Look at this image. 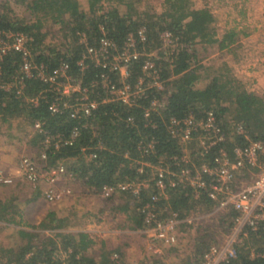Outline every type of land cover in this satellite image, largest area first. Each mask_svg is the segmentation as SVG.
<instances>
[{
    "label": "trees",
    "instance_id": "obj_1",
    "mask_svg": "<svg viewBox=\"0 0 264 264\" xmlns=\"http://www.w3.org/2000/svg\"><path fill=\"white\" fill-rule=\"evenodd\" d=\"M104 1L86 0L83 4L81 0H0V31L27 34L30 36L31 56L37 64L51 69L65 60L69 64V73L81 77L86 83L96 76L97 67L88 57L86 68L80 71L77 59L83 45L77 32H85L92 41L100 35L99 25L102 24L107 35L117 46H122L129 32L135 33L143 26L145 38L137 46L143 54L150 53L161 87L146 84L145 94L131 105L117 101L100 102L87 116L71 117L65 110L52 113L47 107L54 95L51 91L46 90V99H39L37 104L30 102L32 95L46 87L39 79L24 77L23 91L16 92L20 52L10 48L0 52V121L21 118L31 127L39 121L46 132L31 128L25 140L29 150L36 149L31 157L47 167L62 164L65 175L84 187L80 190L82 193L98 195L106 184L149 179V186L141 188L138 195L119 190L105 198V208L116 221L114 225L137 230L144 226L139 206L151 202L150 196L156 190L152 180L153 168L143 165L139 170L137 159L152 164L161 160L173 169L175 166L170 156L180 153L181 144L166 128L167 118L189 113L201 117L213 109L224 133L221 144L231 152L235 145L244 144L249 139L264 142V91L248 88L225 60H221L218 67L207 61L232 50L230 43L235 39L233 32L224 30L218 33L211 25L212 12L208 6H195L192 0H165L167 8L149 11L137 7L136 2L141 0H108L105 9ZM163 30L172 33L173 48L163 43ZM48 38L56 40L51 42ZM127 69V79L134 83L142 74L141 61L130 62ZM114 77V74L110 75L111 80ZM3 84H9V87ZM103 91L94 87L91 95L99 99ZM152 98L158 100L154 107L150 106ZM147 107L150 108L145 115ZM130 116L131 120L128 119ZM239 123L245 133L237 131ZM74 128L77 134L71 143L59 142L55 146L54 141L60 136L70 138ZM46 134L50 136L49 141L45 140ZM148 138L155 140L154 150L142 153L138 143ZM188 149L196 162L205 159L194 140ZM261 164L264 165V154ZM254 171L256 168H243L239 171V178L250 180ZM165 193L154 201L161 217L170 210L177 211L179 216L195 209L208 212L215 205L206 193L194 196L189 186H169ZM34 198L20 201L17 195L0 197V264H112L110 255L113 251L120 254L123 264H129L123 251L107 248L98 236L94 239L88 237L81 230L83 215L70 219L71 214L75 217L71 208L65 213L48 208L38 222L27 221L22 202ZM230 213L233 211L222 213L216 223L204 225L193 238L191 250L180 256L178 264H203L204 250L219 241L221 232H227L225 222ZM98 243L96 251L94 244ZM60 250L66 252L63 258L56 255ZM177 250V244L164 248L166 254ZM252 250L258 255H251ZM160 259L151 256L135 264L166 263ZM225 264H264L262 231L250 232L244 242L236 245L235 255Z\"/></svg>",
    "mask_w": 264,
    "mask_h": 264
},
{
    "label": "built area",
    "instance_id": "obj_2",
    "mask_svg": "<svg viewBox=\"0 0 264 264\" xmlns=\"http://www.w3.org/2000/svg\"><path fill=\"white\" fill-rule=\"evenodd\" d=\"M100 35L90 41L85 32H77L78 40L83 45L81 56L77 64L81 72L87 66L86 58L94 62L97 67L96 76L83 82L81 77H73L69 73V64L61 60L56 66L47 69L43 64H37L31 56L29 43L30 36L25 33L1 32L0 52L12 48L20 52V64L17 76L19 86L16 92L23 91V78L35 77L45 84V88L30 97V102L37 104L39 99H46V90L54 95L48 102L50 112L66 111L71 117L90 115L100 102L117 101L122 104H134L137 99L145 94L146 84L161 87L160 77L154 60L138 48L137 43L144 40L145 28L139 27L137 31L129 32L123 40L122 46H117L106 32L105 27L99 25ZM161 38L165 45L174 47L173 35L169 30L161 32ZM135 60L141 61L142 74L134 83L128 81L129 71L127 65ZM114 74V79L110 75ZM6 88L9 84H3ZM94 87H100L104 91L101 97L91 95ZM158 102L152 98L150 106L154 107ZM150 107L145 108L144 114H148ZM129 120L132 117H128ZM166 128L169 134L176 137L181 144L180 153L170 156L175 168L165 165L163 161L152 164L144 159H137L138 169L143 165L153 168V186L156 190L151 194L150 201L139 206L143 214L144 226L137 229L143 234L145 247L160 256L161 245L163 248L178 244L180 236L184 234L183 227L194 224L201 214L216 212V219L222 213L233 211L225 222L227 232L219 234V241L211 243L202 253L203 264H225L236 253V245L244 242L249 233L261 230L264 234V165L261 164V156L264 154V142L261 139H249L244 144L235 145L231 152L221 144L224 133L213 109L206 111L204 116L198 117L193 113L183 116L170 115L166 120ZM32 129L45 133L42 124L35 121ZM238 132L246 130L241 123L236 126ZM77 134L74 128L70 138L58 136L54 141L55 146L59 142L71 143L72 137ZM46 134L45 140L49 141ZM196 142V147L203 154L201 161L196 162L188 149L191 141ZM153 138L140 140L138 149L142 153L154 150ZM212 151V154L207 156ZM44 157V154H41ZM207 156V157H206ZM19 173L36 187L40 182L45 183L42 192L46 200L55 201L62 196V191L57 189L55 182L66 171L62 164L47 167L39 164L31 155H22L18 160ZM243 168H256L252 172L254 177L247 180L239 178V171ZM239 178V179H238ZM12 177L0 170V183H9ZM150 180H128L117 184H106L100 189L99 195L107 198L119 190H128L138 195L141 188H147ZM182 185L193 189L194 196L206 193L215 203L208 212L199 209L187 211L179 216L177 211L170 210L165 216H160L154 201L164 196L165 189L169 186ZM194 214H197L195 216ZM192 244L189 246L191 250ZM57 256L63 258L65 251L60 250ZM251 255H258L253 250ZM152 256V255H150ZM112 264H123L120 254L113 251L110 255ZM45 264V263H41Z\"/></svg>",
    "mask_w": 264,
    "mask_h": 264
},
{
    "label": "crops",
    "instance_id": "obj_3",
    "mask_svg": "<svg viewBox=\"0 0 264 264\" xmlns=\"http://www.w3.org/2000/svg\"><path fill=\"white\" fill-rule=\"evenodd\" d=\"M217 1L220 3L218 4ZM208 7L210 8V5ZM215 7H226L225 12L228 13L226 22L230 24L229 26L226 25L227 27L223 28L215 26L217 30L219 29L218 33L225 30L231 31L235 35V39H233L230 43L232 46V48L230 47L232 50L229 51L230 67L237 76H240V78L243 79V82H245V85L248 88L264 91V0H216ZM222 52L223 51L219 54ZM4 163H7V161L4 162L0 158V164ZM15 178L16 180L12 183H0V197H2L4 188L45 187V183L43 182H40L36 187L32 186V183L20 173L16 174ZM73 181V178L66 175H61V177L57 179L55 182L57 186L59 183L63 184L62 188H60L62 196L51 204L49 202L46 203L47 201L43 198V196H39L37 194L38 191L33 190V194L36 196L30 201L27 211H25L26 207L24 208V218L26 217L29 220L32 218V221L38 222L48 209L41 208L40 206L35 208L36 205H41L42 203L50 204L52 209L57 211L59 210L62 213L67 212L68 209L71 208L75 212V217L71 214L70 219L73 220L80 217L81 214L83 215L81 230L87 233L88 237L94 239L98 236L97 238L102 240L107 248L113 247L114 249H119L120 251H123L125 257V244L130 242L129 239L132 235L135 234L136 237L139 238V242L144 243L145 239L143 234L138 230L122 227L119 228L114 225V222L116 221H113L112 216L109 215L108 209L105 208L107 206L105 202L104 205L96 202L98 203L96 206L91 207V205H89L88 209L86 205L78 199V196L82 194L80 190L81 188L84 189V187L80 185L79 188H76L75 185H72ZM6 185H9V187H6ZM30 192L31 189L29 194ZM33 194L31 197H33ZM96 196H99V194ZM34 208L36 209L35 217H30L29 210L33 211ZM121 216L124 215L122 214ZM73 229L77 230V228ZM139 235H141V237H139ZM121 238H123L122 241H126V243L122 244L123 242L121 241ZM98 245L99 243L97 245L94 244L96 251ZM139 254L141 255L143 253L139 252ZM125 261L129 264L138 262L129 260L128 257L125 258Z\"/></svg>",
    "mask_w": 264,
    "mask_h": 264
},
{
    "label": "rangeland",
    "instance_id": "obj_4",
    "mask_svg": "<svg viewBox=\"0 0 264 264\" xmlns=\"http://www.w3.org/2000/svg\"><path fill=\"white\" fill-rule=\"evenodd\" d=\"M127 1H136V0H127ZM192 1H193L195 6H209L210 5L211 12H212L211 25L219 26L220 28L227 27L226 25H228V26L230 25L228 22H226V18H228V13L225 12L226 7L216 8L215 7L216 0H192ZM81 2L83 4H85L86 0H81ZM104 2H105V9H107L108 0H105ZM217 3L219 4L220 2L217 1ZM136 5L140 9H146L149 11L164 10L165 8L168 7L165 0H141V1H137ZM218 7H220V6H218ZM21 12H23V9ZM26 13L27 12L24 11V14H26ZM44 28H47V27L44 26ZM55 40L56 39H54V38L53 39L48 38V41H51V42L55 41ZM229 55H230V52L227 51L226 53H223L222 57L221 56L215 57V58L211 57V58H208L207 61L211 62L213 64V66L215 65L216 67H218L221 64L220 61L225 60L228 63V65L230 66ZM231 70H232V68H231ZM238 77L240 78V76H238ZM240 79H242V78H240ZM242 81H243V79H242ZM31 128L32 127L29 126L27 124V122H25L21 118H15L10 122H1L0 121V139H1V142H0V158L4 162L7 161V163L0 164V170L3 171L5 174L12 177V181L9 183L14 182L16 180V178H15L16 174H18L20 172L19 168L16 167L18 164L17 161L19 160L20 156L32 155V152L36 150V149L29 150L25 146L26 136H27V133H29L31 131ZM16 170H18V171H16ZM72 183H73L72 185H75L76 188L80 187V184L78 181L74 180ZM7 186L9 187V185H6V187ZM55 186L57 189L60 190V188H62L63 184L59 183L57 186V184L55 183ZM30 189H31V192L29 194ZM33 190L38 191L37 194L39 196L40 195L43 196V198L45 199L43 192H42L43 188H4V190L2 192L3 193L2 197L9 196V195H17L21 201V200H24V198L31 197L33 192H34ZM82 194H80V196H78V199L81 200L86 205V207L88 209H89V207H88L89 205H91V207L96 206V204H98V203H100L101 205H104V202L106 201L105 197H103L101 195L96 196V195H92V194H85V193H82ZM38 195H37V197H38ZM33 196H34V194H33ZM46 201H45L46 203L49 202L51 204L57 200H55V201L46 200ZM96 202H98V203H96ZM29 203H30V201H28V202L26 201L25 203L23 202L22 206H24V208L26 207L25 211H27V208L29 207ZM50 204L42 203L41 205H36L35 208L38 206H40L41 208H51ZM35 208L33 209V211L29 210L30 211V215H29L30 217H35V211H36ZM194 215L197 216V214H194ZM213 217H214L213 220H215L216 219V212L215 211L210 212L208 214H201L200 216H198L196 218V221L194 222V224H191L189 226H184L183 227L184 234L182 236H180V239H179L178 244H177V247L179 248V250H177L178 252H173L170 254H166V252L164 251V248L161 245L162 254L160 256H153L155 253L149 251L145 247V240H144V243L143 242L140 243L139 238L136 237L135 234L132 235V237L130 239L127 238L130 240V242H128V243H126V241H122L123 238H121V241L123 242L122 244L126 243L125 244L126 246L124 248V251L126 253V257H128L129 260L137 262L140 260L147 259V258L151 257L150 255H152V257H160L161 258L160 261L166 262L165 264H178L180 256H182V254L188 252L189 246H190V244L193 243V238L196 236V234L202 229V227L204 225L211 223V222H214V221H211ZM25 219L27 221L29 220L26 217H25ZM77 220L80 222V219H77ZM30 221H32V218H30ZM139 237H141V235H139ZM139 252H142L143 254L140 255Z\"/></svg>",
    "mask_w": 264,
    "mask_h": 264
}]
</instances>
